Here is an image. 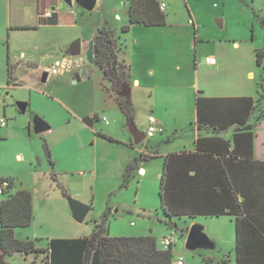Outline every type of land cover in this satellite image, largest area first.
<instances>
[{
  "label": "rangeland",
  "instance_id": "374dc122",
  "mask_svg": "<svg viewBox=\"0 0 264 264\" xmlns=\"http://www.w3.org/2000/svg\"><path fill=\"white\" fill-rule=\"evenodd\" d=\"M67 9L75 13L73 18L63 15L55 26L7 31L9 38L0 41L5 53L9 47L16 76L11 86L0 90V119L5 121V126L0 128V177L14 180L13 193L18 189L29 191L33 206L31 225L15 229V238L32 241L36 248L44 250L50 239L89 236L94 222H99L108 211V233L111 237L151 236L158 245L162 238L171 237L173 264H177L179 258L183 259L184 264H204V259H211L212 264H222L223 261L234 264V230L228 217L174 220L176 229L171 230L165 226L158 202L162 168L160 160L139 163L142 171L133 170L125 186L122 176L108 171L110 163L106 159L119 164L133 156V152L124 148L119 141L113 144L98 142V159L105 156V162L99 165L94 205L83 223L78 224L71 218L67 199H74L75 191L84 190L81 182L88 179L87 169L91 164L94 147L88 143L87 132L81 134L87 144L83 150L75 140H71L67 146L56 144L62 139L63 127L68 122L74 128L80 123L68 117L58 101L70 103L72 110L79 115H91L95 111L99 119L105 118L108 124L101 120L94 121L96 130H111V134L119 138L131 134L127 124L126 127L124 122L120 124L124 118L117 108V94L112 95L110 84L104 80L98 67L95 64L89 65L85 60L88 45L93 42L99 29L105 27L116 40V28L128 25V3L123 0H97L91 12L84 11L75 3ZM166 10L172 26L192 21L196 28V38L202 41V45L199 44L200 56L207 55L218 61L219 65L213 72L209 73L204 68L198 72L200 84L208 86L205 94L239 92L256 96L258 90V93H263L261 98L264 97V62L261 67H257L254 54L255 50L264 47V0H169ZM0 30H4L1 13ZM172 31L177 41L176 62L183 65L180 73L187 75L189 52L180 27L166 29L163 36L167 37ZM148 37L153 38L151 35ZM77 41L80 42L81 51L75 58L69 55V49ZM116 42L120 62L122 46ZM233 43L238 47L235 48ZM80 59L81 65L76 66L80 64L77 62ZM56 62L61 64L62 74L50 76L43 83L44 72L50 70ZM80 70L84 71L85 79H82L84 75ZM248 73L253 74L251 79ZM164 91L160 88L139 94L136 103V127L139 132L146 133L145 121L149 116L158 120L179 115L186 122V127H189V119L195 115L196 91L189 92L186 88L177 87L175 91L180 96L178 102L163 100L161 93ZM17 102L27 103L24 114L18 112ZM153 110L155 113H151ZM35 118L47 123L49 131L35 134ZM50 130L54 131L52 135ZM256 134L258 153L260 143L264 142V123ZM149 141L152 143V140ZM126 165H123V169ZM52 174L56 182L52 181ZM59 187L66 191L68 198L62 196ZM193 226L202 228L208 244L188 249L187 235ZM6 260L9 264H46L44 254H14Z\"/></svg>",
  "mask_w": 264,
  "mask_h": 264
},
{
  "label": "trees",
  "instance_id": "16d2710c",
  "mask_svg": "<svg viewBox=\"0 0 264 264\" xmlns=\"http://www.w3.org/2000/svg\"><path fill=\"white\" fill-rule=\"evenodd\" d=\"M126 1L130 24H165V15L159 11L158 2ZM57 23L56 15L47 21L40 20V24L45 25ZM128 29L127 26L122 27L121 32L125 33ZM117 46L112 33L105 27L99 29L93 39L94 64L110 84L111 91L117 94V108L128 125L134 123L133 108L130 94L125 98L119 96L122 88L128 86L125 66L118 61ZM254 54L256 66L261 67L264 47L255 50ZM262 94L258 93L256 102L248 97H196V124L199 129L208 128L219 133L236 126V130L231 140L199 138L195 143V152L167 155L159 183V205L165 218L163 223L170 230L176 229L173 219L183 217L191 220L200 216L233 218L235 238L232 253L235 264H264V163L253 159L255 126L247 124L253 111L256 112V125L263 121ZM98 136L119 143L110 137ZM145 158L140 155L126 165L123 186L133 165ZM242 169L244 173H241ZM51 179L56 182L54 174ZM2 183H7V187L0 194V264H9L6 258L14 254H44L46 264H173L172 246L163 250L151 236H109L108 211L99 222H94L92 232L86 237L50 239L44 250L36 248L32 241L18 240L14 230L28 228L33 221L32 195L23 189L13 193L15 182L11 178L0 177V185ZM59 189L62 196L68 198L66 191L62 187ZM204 262L212 263L211 260ZM222 264L226 263L223 261Z\"/></svg>",
  "mask_w": 264,
  "mask_h": 264
},
{
  "label": "crops",
  "instance_id": "0c3cea01",
  "mask_svg": "<svg viewBox=\"0 0 264 264\" xmlns=\"http://www.w3.org/2000/svg\"><path fill=\"white\" fill-rule=\"evenodd\" d=\"M124 2L128 3L126 0ZM156 2H164L166 3L168 8V1L169 0H154ZM67 5L63 3L61 0H0V13L3 15L4 20V30H0V41H5L9 38L7 31L13 30H31L36 29L39 26H45V24H40V20L47 21L48 19L44 20L41 18V15L50 10L52 12V16L56 15L58 20H61L63 15H70L72 18L74 17L75 13L73 11H69L67 9ZM165 10V24L162 26H144L139 24H130L129 17H128V25L123 24L116 28L118 30L116 40L121 44V59L120 62L125 66V81L128 85V90L130 94L131 104L133 108V124L135 127L137 126L136 123V103L139 97V94L144 91L153 92L155 89H165L162 92L161 98L165 101L173 100L178 102L180 100L179 94L175 91L178 88H186L189 92L196 91L194 97V110L195 115L193 119H189V127H186V122L181 116H173L170 119L158 118L157 123L162 126L163 133L156 134L152 138H145L139 145L133 144V138L131 135L119 138L116 134H111L110 132H103L102 130H96L94 121H98L99 116L98 114L93 111L91 115L89 114H77L72 108L70 107V103L66 101L59 100V104L63 110H65L68 117H71L73 121L76 120L80 123L79 125L74 128L70 122L67 123L66 127H63L62 130V139L59 140L56 144L59 145H68L71 140H75L77 146L83 150L86 148L87 144L85 139L82 137V133H86L89 135L88 143H90L94 147V152L91 159V164L88 166V179L81 182L82 187L84 190L75 191L73 195L74 199H77L85 205H89L92 207L94 204L93 199L97 194V184L96 178L99 171V165H102L105 161V156H102L98 159L97 156V149L96 146L98 142L104 141L108 143H112L107 141L106 139L102 138L98 135H103L106 137H110L114 140H117L123 144L124 148H128L133 152V159L143 155L145 160H139L134 165L132 170L130 171L129 175L133 170L138 169L140 171L141 168L138 166L139 163L142 161H156L160 160L162 168L160 173V179L163 173V164L164 158L167 155L171 154H178L181 152H195V143L196 140L199 138H211V137H218L222 138L223 140H231L234 131L236 130V126H231L228 129L215 133L208 128L199 129L196 124V107H195V100L196 97L201 96L204 98H243L248 97L251 98L254 102H256L258 98V93L256 91L255 95H248V94H240L239 92H227L226 94H205L207 91L208 86L203 83L200 84V78L198 76V72L200 68H204L207 72L211 73L218 67V61L211 57L214 61L212 64H206L204 62L205 58L209 56H204L203 54L200 56L199 52V44L202 45V41L197 40L196 38V28L194 23L188 22L179 26H172L169 22V14ZM191 20V17H189ZM57 25V24H56ZM46 26H55V25H46ZM127 26L129 29L127 32L122 33L121 28ZM180 27L181 33L183 35V40L185 41L186 48L189 52L188 56V65L187 68V75L184 73L181 74V67L176 61V48H177V41L175 39V35L169 33L167 37H164L163 31L166 32V29ZM112 28V27H111ZM171 32V31H169ZM3 33V36H2ZM156 33V34H154ZM136 35V36H134ZM148 35H151V39H149ZM158 37L155 39V37ZM5 37V39H4ZM162 40V41H160ZM3 45H0V90L12 85V81L16 79L15 72L13 70V64L11 63V55L9 53V47L7 46L6 53L4 51ZM235 48L238 47L236 43H233ZM171 61V62H170ZM81 65V59L77 61ZM57 63V62H56ZM62 67V66H61ZM9 69H10V84L9 81ZM47 72H44L42 77V82L46 83L50 76ZM82 73V70H80ZM62 68L58 69L57 74L61 75ZM45 75V76H44ZM252 73H248V78H252ZM86 76H82V79H85ZM15 83V82H14ZM199 89L203 91H198ZM222 89V88H221ZM153 90V91H152ZM36 94V92H35ZM39 94V93H37ZM115 93L112 91V95ZM163 101V102H165ZM167 107V106H165ZM167 112V108H165ZM120 112V111H119ZM151 113H155L153 110ZM121 114V113H120ZM122 115V114H121ZM124 118V116L122 115ZM151 117V116H149ZM153 117V116H152ZM96 118V120H95ZM87 120V122H85ZM148 120V119H147ZM145 121L147 128L148 122ZM182 120V121H180ZM188 120V118H187ZM124 122L126 127V119H122L120 124ZM263 121L256 125V112L253 111L247 121L248 125L255 126L253 132V150H254V157L253 159L258 162L264 163V142L260 143V148H256V141L257 137V129L261 127ZM137 129V127H136ZM138 130V129H137ZM50 134H53V130H50ZM147 131V130H146ZM126 132V130L124 131ZM145 134V133H144ZM159 136V138H157ZM166 138V139H165ZM152 140V143L149 141ZM113 144V143H112ZM131 157H128V161L124 160L121 163H114V161H109V172H115L117 175L123 177L124 167L129 163ZM127 159V157H126ZM131 162V161H130ZM248 172L250 171L249 165L247 166ZM101 170V168H100ZM102 171V170H101ZM106 170V173H109ZM251 171H253L251 169ZM176 171H174L175 174ZM241 173H244V169L241 170ZM173 174V173H172ZM242 175V174H241ZM160 183V180H159ZM91 184V185H90ZM159 193V187H158ZM159 202V197H158ZM160 208V205H159ZM91 211V210H90ZM221 217H228L231 222L233 223V230H234V222L231 216H221ZM221 217H204L200 216L197 218H221ZM194 219H188L186 217L173 219L174 220H181L186 219L193 221ZM176 227V225H175ZM141 237V236H140ZM235 238V236H234ZM233 255V253H232ZM204 260H211V259H204ZM204 264H212V263H205ZM234 260V258H233ZM212 261V260H211ZM235 264V262H234Z\"/></svg>",
  "mask_w": 264,
  "mask_h": 264
},
{
  "label": "water",
  "instance_id": "95a60500",
  "mask_svg": "<svg viewBox=\"0 0 264 264\" xmlns=\"http://www.w3.org/2000/svg\"><path fill=\"white\" fill-rule=\"evenodd\" d=\"M65 3L69 8L72 7L73 3L77 4L81 9L86 12H91L96 5L97 0H61ZM81 45L80 42L77 41L72 47L69 49V55L71 57H78L80 55ZM85 60L89 65L94 64V47L93 42L91 41L88 45V49L85 53ZM82 74L85 75L84 71ZM45 76V75H44ZM77 82L79 81V77H77ZM129 95V90L126 86L122 88L119 96L125 98ZM17 110L20 114H24L27 109V103L17 102L16 103ZM130 134L133 138V144L139 145L144 139L145 134L139 132L133 123H129L128 126ZM50 127L47 123L42 121L39 118H35L33 120V131L35 134H43L49 131ZM68 208L71 214V218L78 224L83 223L86 216L91 210L89 205L82 204L75 199L68 198L67 199ZM187 248L195 249L197 247H201L202 245L208 244V240L206 236L202 233V228L198 226H193L187 235Z\"/></svg>",
  "mask_w": 264,
  "mask_h": 264
},
{
  "label": "built area",
  "instance_id": "2783aa9c",
  "mask_svg": "<svg viewBox=\"0 0 264 264\" xmlns=\"http://www.w3.org/2000/svg\"><path fill=\"white\" fill-rule=\"evenodd\" d=\"M159 6V11L161 13H164L166 10V3L164 2H159L158 4ZM52 17V12L50 10L45 11L42 15L41 18L46 20V19H50ZM204 62L206 64H212L214 61L211 58H205ZM61 68V64L59 63H55L53 67H51V69L48 71L49 75H55L58 72V69ZM101 122H103L104 124H108L107 120L105 118H101L100 119ZM148 128L147 131L145 133V138H152L154 137L156 134H162L163 133V128L161 125H159L157 123V121L153 118V117H149L148 120ZM5 126V121L3 119H0V128ZM7 187V183H2L0 185V194L2 193L3 190H5ZM160 248L163 250H167L169 247L173 246V241L171 237H164L161 239L160 244H159ZM177 264H184L183 263V259L179 258L177 260Z\"/></svg>",
  "mask_w": 264,
  "mask_h": 264
}]
</instances>
